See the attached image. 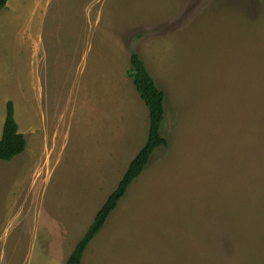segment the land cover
<instances>
[{"label":"rangeland","instance_id":"1","mask_svg":"<svg viewBox=\"0 0 264 264\" xmlns=\"http://www.w3.org/2000/svg\"><path fill=\"white\" fill-rule=\"evenodd\" d=\"M8 3L0 137L12 100L27 145L0 160V264H64L145 144L131 51L168 145L81 264H264V0Z\"/></svg>","mask_w":264,"mask_h":264},{"label":"trees","instance_id":"2","mask_svg":"<svg viewBox=\"0 0 264 264\" xmlns=\"http://www.w3.org/2000/svg\"><path fill=\"white\" fill-rule=\"evenodd\" d=\"M8 0H0V10L5 8ZM127 76L132 79L136 91L149 110V129L145 144L129 162L116 188L96 212L92 224L78 240L64 264H81L84 251L89 243L104 226L111 212L126 194L133 180L141 175L150 161L153 152L160 146H167L168 141L161 133L165 118V92L156 84L148 71L141 55L136 51L130 53V66ZM27 142L15 117V105L12 100L6 102V115L0 137V160H12L22 153Z\"/></svg>","mask_w":264,"mask_h":264},{"label":"crops","instance_id":"3","mask_svg":"<svg viewBox=\"0 0 264 264\" xmlns=\"http://www.w3.org/2000/svg\"><path fill=\"white\" fill-rule=\"evenodd\" d=\"M8 1H9V0H8ZM7 3H8V2H7ZM11 5H12L11 3H8V6L6 5V10H7V9L9 8V6H11ZM12 6H13V5H12ZM12 6H11V7H12ZM3 9H4V8H3ZM1 10H2V9H1ZM4 13H5V12H4ZM19 131L22 132L21 129H20V127H19ZM22 133H23V132H22ZM131 184H132V183H131ZM128 190H129V189H128ZM128 193H129V192L127 191V192H126V195H124V196H125V200H126V198H127V196H128ZM124 196H123V197H124ZM122 199H123V198H122ZM122 199H121V200H122ZM121 200H120V201H121ZM104 201H105V200H104ZM104 201H103V202H104ZM103 202H102V204H103ZM102 204H101V205H102ZM117 208H118V207H117ZM115 210H116V209H115ZM96 212H97V211H96ZM113 212H114V211H112L111 213H113ZM93 217H94V214H93ZM107 221H108V219H107ZM107 221H106V222H107ZM103 227H104V226H103ZM97 235H98V234H97ZM97 235H96V236H97ZM96 236H95V238H96ZM93 241H94V239H93V240L90 242V244L88 245L87 250H89V246L92 244Z\"/></svg>","mask_w":264,"mask_h":264}]
</instances>
